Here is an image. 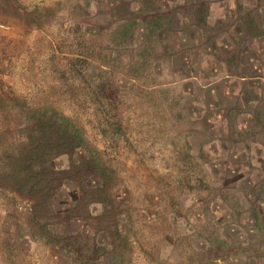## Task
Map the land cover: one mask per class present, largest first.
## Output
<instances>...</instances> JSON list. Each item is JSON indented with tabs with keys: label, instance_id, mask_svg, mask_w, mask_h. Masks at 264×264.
Instances as JSON below:
<instances>
[{
	"label": "rangeland",
	"instance_id": "1",
	"mask_svg": "<svg viewBox=\"0 0 264 264\" xmlns=\"http://www.w3.org/2000/svg\"><path fill=\"white\" fill-rule=\"evenodd\" d=\"M0 264H264V0H0Z\"/></svg>",
	"mask_w": 264,
	"mask_h": 264
},
{
	"label": "trees",
	"instance_id": "2",
	"mask_svg": "<svg viewBox=\"0 0 264 264\" xmlns=\"http://www.w3.org/2000/svg\"><path fill=\"white\" fill-rule=\"evenodd\" d=\"M203 21V20H202ZM52 114H54L55 116L59 117V113H57L56 110H51ZM61 119V121L67 123L68 125H71V127H73L72 132L74 131V135L70 134V136L72 135L73 138L75 139V143H76V148L77 149H85L86 148V143H85V139H84V134L82 132L81 129H79L77 126L73 125V122L70 121L68 118H66L65 116H61L59 117ZM71 136V137H72Z\"/></svg>",
	"mask_w": 264,
	"mask_h": 264
}]
</instances>
